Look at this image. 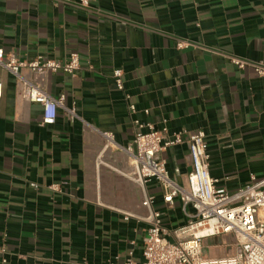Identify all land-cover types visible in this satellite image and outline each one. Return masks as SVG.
Segmentation results:
<instances>
[{"label": "crops", "instance_id": "crops-1", "mask_svg": "<svg viewBox=\"0 0 264 264\" xmlns=\"http://www.w3.org/2000/svg\"><path fill=\"white\" fill-rule=\"evenodd\" d=\"M0 49L25 61L80 60L74 75L46 77V93L63 96L76 115L59 108L49 126L0 67V264H124L129 251L141 264L149 225L123 151L135 121L182 133L160 153L180 186L191 170L186 141L197 131L218 187L233 193L264 178V78L231 64H264V0H95L86 9L75 0H0ZM147 192L163 228L187 223L191 208L165 204L155 183ZM231 242L214 237L203 247Z\"/></svg>", "mask_w": 264, "mask_h": 264}, {"label": "built area", "instance_id": "built-area-1", "mask_svg": "<svg viewBox=\"0 0 264 264\" xmlns=\"http://www.w3.org/2000/svg\"><path fill=\"white\" fill-rule=\"evenodd\" d=\"M94 1L75 0V3L86 9ZM176 47L180 50L185 45L180 42ZM231 64L238 69L250 66L258 77L264 78V64L239 59H231ZM0 67L14 77L24 100L42 107V125H53L59 108L71 118L76 116L74 108L64 106L63 96L54 99L46 93L44 87L50 73L60 71L74 75L80 67L78 55H70L65 63L40 57L25 61L11 54L5 55L0 49ZM23 71L28 76H24ZM112 79L116 90L123 92L122 71L114 70ZM124 98L129 114H135L136 107L130 101L131 97L124 94ZM144 113L147 115L148 111ZM134 126L136 131L133 139L123 151L132 166L130 179L137 185L140 205L146 211L142 219L149 225L143 240L141 264H264V178L257 180L252 176L249 183L233 193L218 187L217 180L209 175L205 134L197 131L191 133L186 141L191 170L186 175L185 184L180 186L170 178L160 153L168 147L181 144L182 133L168 137L166 129L157 131L148 123L135 121ZM103 137L113 142L111 134L104 133ZM150 183L159 187L162 200L168 206H173L174 201L178 200L183 210L191 208L192 213L187 214L185 225L172 231L163 228L161 215L154 209L155 198L147 192ZM201 223H207L212 230L195 235L193 229ZM222 236L234 241L232 253L224 257H206L203 241ZM131 244L134 245V242ZM3 253L5 249L0 244V254ZM124 264H136L132 251L127 253Z\"/></svg>", "mask_w": 264, "mask_h": 264}, {"label": "bare ground", "instance_id": "bare-ground-1", "mask_svg": "<svg viewBox=\"0 0 264 264\" xmlns=\"http://www.w3.org/2000/svg\"><path fill=\"white\" fill-rule=\"evenodd\" d=\"M209 230H212L211 226L207 223H201L194 227L193 232L195 235H202Z\"/></svg>", "mask_w": 264, "mask_h": 264}, {"label": "rangeland", "instance_id": "rangeland-1", "mask_svg": "<svg viewBox=\"0 0 264 264\" xmlns=\"http://www.w3.org/2000/svg\"><path fill=\"white\" fill-rule=\"evenodd\" d=\"M170 241H172L171 239H169ZM234 241H232L231 243H230V245H228V247L226 246V247H210V246H206L205 248H204V251H208V250H219V249H222V250H225L226 249V251L227 252H229V253H232V251H233V248H234V243H233Z\"/></svg>", "mask_w": 264, "mask_h": 264}]
</instances>
